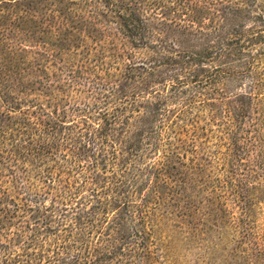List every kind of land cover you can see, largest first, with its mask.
I'll use <instances>...</instances> for the list:
<instances>
[{
  "label": "trees",
  "instance_id": "16d2710c",
  "mask_svg": "<svg viewBox=\"0 0 264 264\" xmlns=\"http://www.w3.org/2000/svg\"><path fill=\"white\" fill-rule=\"evenodd\" d=\"M203 111L232 174L264 0H0V264H149L160 218L198 211Z\"/></svg>",
  "mask_w": 264,
  "mask_h": 264
},
{
  "label": "rangeland",
  "instance_id": "374dc122",
  "mask_svg": "<svg viewBox=\"0 0 264 264\" xmlns=\"http://www.w3.org/2000/svg\"><path fill=\"white\" fill-rule=\"evenodd\" d=\"M245 84L230 91L243 93ZM212 120L203 111L193 128L200 136L195 143L203 159L199 162L204 165L210 159L206 187L193 197L198 211L189 223L176 215L159 216L157 246L149 264H264V120L254 133L247 122L249 131L237 133L242 148L246 140L251 145L232 161V174L231 159L225 157L230 141L222 124L225 119L216 115Z\"/></svg>",
  "mask_w": 264,
  "mask_h": 264
}]
</instances>
